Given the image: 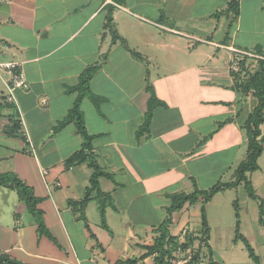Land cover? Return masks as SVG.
<instances>
[{"label":"crops","instance_id":"1","mask_svg":"<svg viewBox=\"0 0 264 264\" xmlns=\"http://www.w3.org/2000/svg\"><path fill=\"white\" fill-rule=\"evenodd\" d=\"M228 0H9L0 3V61H18L28 80L6 99L0 79V173L12 172L40 199L50 237L37 231L33 216L13 189L0 187V254L23 264H155L148 253L165 219L168 234L192 238L174 259L185 264L198 250L199 264H255L241 240L221 238L222 211L211 220L206 246L199 240L201 197L173 209L170 196L206 190L233 179L245 157L244 123L256 106L252 91L243 93L229 71L230 48L264 55V0H240L239 15L227 31L229 16L213 13ZM111 17L112 39L107 19ZM125 41L126 46L123 44ZM135 51L142 59L132 56ZM98 69L90 88L105 98L99 108L84 97L81 110L92 152L105 175L84 209L93 168L89 160L67 164L82 137L73 123L55 131L71 108L87 66ZM5 78L6 75L4 76ZM162 103L153 109L147 131L148 87ZM13 121H18V129ZM262 131L264 127H261ZM247 173L256 199L243 183L236 200L239 231L264 264V178L259 164ZM261 189V190H260ZM104 202V224L100 200ZM96 202V203H95ZM220 208V206H219ZM228 229V231H230ZM218 235V236H217ZM254 242L257 246L254 245ZM238 246L240 252H235ZM244 248L245 253L241 250Z\"/></svg>","mask_w":264,"mask_h":264},{"label":"trees","instance_id":"2","mask_svg":"<svg viewBox=\"0 0 264 264\" xmlns=\"http://www.w3.org/2000/svg\"><path fill=\"white\" fill-rule=\"evenodd\" d=\"M239 4L240 0H228L227 6L223 10H219L213 13V17H219L221 14H226L229 16V23L227 25V31L232 26L233 22L237 19L239 15ZM106 27H109L112 33V39L116 40L119 36L114 31L112 26L111 17H108ZM123 44L126 46L125 41ZM135 58L142 59V56L132 50H129ZM98 69L96 65L87 66L81 73L78 82L72 87H67V93H76L75 100L69 109L67 115L59 121L55 126L54 130L58 131L65 127L69 123H73L77 132L82 137V144L78 151L73 153L67 160V164L74 162H81L84 160H89V165L93 168V173L90 179V186L86 189L84 196L79 201H74L71 204L74 207H78L80 212V217L85 219L84 209L89 202L92 193L95 192V196L101 197L103 193L99 189L98 178L105 173L102 171L101 167L98 165L92 152V140L94 135L87 132L84 124L83 113L80 107L81 100L84 97L90 99L96 108H99L100 104L105 101V98L96 95L92 92L90 88V80L94 73ZM238 87L243 93L252 91L253 96L256 99V106L248 114L245 123V135H246V153L245 157L238 163L234 169L233 179L231 181L221 182L217 181L214 185L206 190H195L191 193H175L170 196L171 205L168 208L169 211L182 207L185 202L193 203L196 202L200 197L202 199L201 207V227L199 231V240L202 241L206 246L207 239L209 237V225L206 217V212L204 204L208 202L212 196L226 189H231L237 187L240 183H243L246 193L253 199L257 197L254 194L251 181L248 178L247 173L257 170L258 164L257 160L261 153L263 152V142H264V59H259L257 61V67L254 72L248 77V79L242 83H237ZM150 91V97L147 103V111L145 113V120L142 126L138 129L137 136H140L143 132L147 131L153 109L162 104L153 94L150 86L148 87ZM14 128L18 129L19 122L13 121ZM0 187H6L13 189L19 200L23 201L26 205L27 211L33 216L36 224L37 231L40 234H45L50 237V233L43 222V216L41 210L37 207L40 199L36 197L33 193L31 187L26 185L18 176L12 172L0 173ZM234 215H235V235L234 241L241 240L244 244L245 249L249 257L254 261L255 264H260L259 257L255 254L253 248L247 241V239L239 231V213L236 200L233 201ZM100 215L101 221L104 224V202L100 200ZM259 222L264 226V208L262 201L259 203ZM169 219H165L163 223L159 226L160 235L155 239L152 246L148 247V253H155V264H177L174 259V252L177 250H188L190 249L193 239L186 237L182 241L178 238L171 237L167 231V225ZM133 261H128L132 263ZM201 262V256L198 250L192 251L189 259L185 264H199ZM0 264H23L21 262L15 261L6 255L0 254ZM207 264H214L209 261Z\"/></svg>","mask_w":264,"mask_h":264},{"label":"built area","instance_id":"3","mask_svg":"<svg viewBox=\"0 0 264 264\" xmlns=\"http://www.w3.org/2000/svg\"><path fill=\"white\" fill-rule=\"evenodd\" d=\"M9 0H0V3ZM232 51L227 67L233 74L237 82L242 83L256 69V63L259 59H264V55L253 52L241 51L235 48H230ZM6 75L7 78L4 76ZM0 79L4 80L6 86V99L8 102L16 103L15 91L27 90L29 88L28 80L22 68V64L18 61H0ZM177 264H182L177 261Z\"/></svg>","mask_w":264,"mask_h":264},{"label":"rangeland","instance_id":"4","mask_svg":"<svg viewBox=\"0 0 264 264\" xmlns=\"http://www.w3.org/2000/svg\"><path fill=\"white\" fill-rule=\"evenodd\" d=\"M257 67V63L255 65ZM259 164L264 167V155L262 156V158L259 159ZM258 164V162H257ZM261 178H264V171H263V175H259L258 172L254 173L252 175V179L255 180V182L258 180V179H261ZM261 190V189H260ZM235 194V191L234 190H231V191H226L224 190V192H221V194H219V196H222V198L218 199L216 198V200H214L215 204H211L209 206V215L211 216V220L213 222V218L216 216L217 212L220 210L222 211L221 215H222V219L224 220L222 222V225H225L228 226L223 232L221 235V238L222 240L223 239H230L231 236H232V229L230 230L229 227H232V224H233V221H234V212H233V209L232 207L230 206V202L229 200L234 196ZM96 203V202H95ZM220 206V208H219ZM232 223V224H231ZM228 229L230 231H228ZM218 236V235H217ZM254 245L257 246V244L254 242ZM234 251L235 252H240L239 251V248L238 246H236L234 248ZM243 253H245V250L244 248L241 250Z\"/></svg>","mask_w":264,"mask_h":264}]
</instances>
